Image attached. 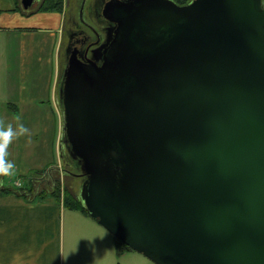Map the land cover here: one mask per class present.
<instances>
[{"label":"water","instance_id":"obj_1","mask_svg":"<svg viewBox=\"0 0 264 264\" xmlns=\"http://www.w3.org/2000/svg\"><path fill=\"white\" fill-rule=\"evenodd\" d=\"M106 8L114 39L61 83L85 209L154 264H264L262 0Z\"/></svg>","mask_w":264,"mask_h":264},{"label":"crops","instance_id":"obj_2","mask_svg":"<svg viewBox=\"0 0 264 264\" xmlns=\"http://www.w3.org/2000/svg\"><path fill=\"white\" fill-rule=\"evenodd\" d=\"M63 11H24L0 0V128L18 131L23 123L29 130L7 146L13 181L48 173L58 155L52 106ZM133 252L116 256L114 237L62 202L0 196V264H150Z\"/></svg>","mask_w":264,"mask_h":264},{"label":"flooded vegetation","instance_id":"obj_3","mask_svg":"<svg viewBox=\"0 0 264 264\" xmlns=\"http://www.w3.org/2000/svg\"><path fill=\"white\" fill-rule=\"evenodd\" d=\"M41 3L42 0H33V5L27 11H32L34 3ZM110 0H92L89 3L86 0H78L76 13H72L67 0L63 2L64 23L63 34L64 43L61 46V63L58 70V95L57 103L62 110V92L61 83L64 81V73L71 61L88 63L94 60V56H100L99 50L105 44L107 39H114L117 30V23L113 21L114 12H108L106 4ZM126 3L129 0H119ZM16 8L23 9L22 0H14ZM187 4V3H186ZM180 5V4H179ZM25 11V9H23ZM66 18V19H65ZM61 44V43H59ZM59 46V45H58ZM101 59V58H100ZM95 60L96 64L101 65V60ZM69 165L66 163L62 169L65 173L71 174ZM73 168V167H71ZM76 171L75 168H73ZM79 174V172H76ZM74 175V174H72ZM76 175V174H75Z\"/></svg>","mask_w":264,"mask_h":264},{"label":"trees","instance_id":"obj_4","mask_svg":"<svg viewBox=\"0 0 264 264\" xmlns=\"http://www.w3.org/2000/svg\"><path fill=\"white\" fill-rule=\"evenodd\" d=\"M63 1L64 0H42L39 6H37V10L38 11L40 10V11L61 12L63 8ZM175 1L180 5H184L187 3L186 0H175ZM64 158H65V163H67L70 166L68 170L72 172L71 169L75 168L74 167L75 161L70 157L68 153L64 155ZM57 170L58 168H51L48 173H45L44 169L34 171L33 173H36L37 175H39L40 178L38 180L33 179L32 181L27 182V185L22 188H14L10 185L2 184L1 183L2 175L0 174V196L12 195L18 198H23L26 201L44 199V197L47 195L43 196L39 194V193H42L43 190L41 189V192L38 193V191H40V187L44 184L45 186L44 188L48 190V192L46 193H49L52 197H55L56 199L58 198V193H59L58 190L60 187V180H59V176L57 175ZM77 172H80V170H77ZM69 176L72 178L76 177V176H73L72 174ZM29 193L33 194L34 197H28ZM65 194L66 195L64 196L62 204L66 209L79 211L83 214L90 216V214L88 213V211L85 209L84 205L82 204L80 198L75 193H73L72 190L66 192ZM114 247H115V254L118 257L127 251H132L129 247H127L125 244L121 243L115 238H114Z\"/></svg>","mask_w":264,"mask_h":264},{"label":"rangeland","instance_id":"obj_5","mask_svg":"<svg viewBox=\"0 0 264 264\" xmlns=\"http://www.w3.org/2000/svg\"><path fill=\"white\" fill-rule=\"evenodd\" d=\"M90 1H92V0H86L87 3H89ZM190 1L191 0H186L187 3L190 2ZM67 2L69 3V8L71 9L72 13L75 14L76 13V9H77V5H78V0H67ZM37 6H39V3H37V1H36L34 3V6L33 7L36 8ZM262 6L264 8V0H262ZM62 11H63V9H62ZM65 13L66 12L64 10L63 11V16H64ZM65 24H63V26ZM61 37L62 38L60 39V42H59L61 44H59V46H58V49H57V59H56V61H57V67H56V88H55V96H56V99H57V95H58V90H57L58 89V83H57L58 82V70L60 69V66L59 65L61 63V58H62V56H61V46H62V43H64L63 42L64 41V39H63L64 34L63 33H62V36ZM55 103H56V108H55V106H52L53 111H54V114L52 116V118H53V125H54V128L56 130L57 140H58L59 134H60V136H59V140H58V155H57V157H55V163L51 164V167L58 168L57 175L59 176V180H60V187H59V190H58L59 193H58V198L55 199V197H52L49 193H46V192H48V190H46V188H44L45 187L44 184L40 187V191H38V193L41 192V189H42L43 192L42 193H39V194H41L43 196L44 195H47L44 198L49 197V198L54 199L55 201L62 202L63 199H64V196L66 195L65 193L68 192V191H71L72 190V192L75 193L78 196L79 191H80V185H81L82 180L80 178H77V177L72 178V177L69 176L71 174H77L76 173L77 170L75 172V171H73V169H71L73 173H71V174L68 175L62 169L63 167H65V164H66L65 163L64 155L67 153V149H66V146H65L64 142H62V140H61L62 139V129H63V115H62V110L58 106L59 104L56 101H55ZM48 169L49 168H47V167L44 169L45 170V173H46V171ZM32 174H33V176L27 178V180L24 179L25 181L24 180L23 181H13V180H10L9 179L10 178L9 174H2L4 176V180L1 181V183L4 184V185H10V186H12L14 188H22V187H24V186L27 185V182L32 181L33 179L38 180L40 178V176L37 175L36 173H33L32 172ZM28 197H34V196H33V194L29 193L28 194ZM39 200H43V199H39ZM133 253H135V252H133ZM145 259L150 264H154L153 262H151L147 258H145Z\"/></svg>","mask_w":264,"mask_h":264},{"label":"clouds","instance_id":"obj_6","mask_svg":"<svg viewBox=\"0 0 264 264\" xmlns=\"http://www.w3.org/2000/svg\"><path fill=\"white\" fill-rule=\"evenodd\" d=\"M28 131V128L23 123L18 125V131L13 129L11 125L7 128H0V174H11L15 168V163L5 158L8 144L15 135H23Z\"/></svg>","mask_w":264,"mask_h":264}]
</instances>
